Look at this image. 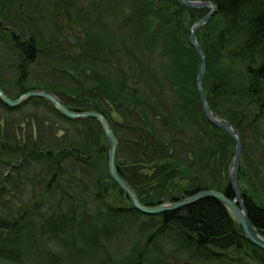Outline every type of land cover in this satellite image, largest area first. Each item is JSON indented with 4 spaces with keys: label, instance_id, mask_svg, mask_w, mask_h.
<instances>
[{
    "label": "trees",
    "instance_id": "16d2710c",
    "mask_svg": "<svg viewBox=\"0 0 264 264\" xmlns=\"http://www.w3.org/2000/svg\"><path fill=\"white\" fill-rule=\"evenodd\" d=\"M21 1L28 2L0 0V16L6 19L14 3L18 2L21 8ZM95 1L86 12V8L76 9L75 0H53L50 5L57 10L55 15L61 10L71 19L77 12L76 22L83 20L84 36L80 39L76 35L74 40L75 47L80 46L81 50L71 48L63 53L61 57L67 56L68 61L52 69L66 83L42 81L26 86L29 64L54 43V38L50 36L40 44L31 30V27L35 29L32 20L23 35L0 20V40L17 60L14 84L18 88L10 96L0 80L2 91L15 98L28 89L43 88L71 110L101 112L117 137V171L135 190L142 204L173 201L204 189L233 197L229 168L235 143L204 114L196 89L199 58L189 43L190 26L208 10L192 9L177 0ZM205 1L214 3L216 11L196 30L206 61L202 89L212 113L230 122L239 132L238 182L249 219L264 237V132L261 130L264 123V0ZM65 92L74 99L71 104L65 101ZM33 99L48 103L52 112L70 122L73 129L58 128L64 130L60 137L56 135L60 142L43 149L34 146L27 149L24 142L9 145L0 137L2 163L15 167L26 156H33L45 165L44 176L51 174L50 181L54 180L60 188V196L53 209L40 213L39 222L23 220L28 211H13L9 204L3 207L0 263L23 264L27 257H36L39 252L44 254L40 248L43 237L54 235L68 249L66 258L60 256L63 262L68 259L74 264L78 254L85 253L87 261H97L96 264H139L146 251V264H158L159 255L150 257L155 252L153 247L147 250L139 243L148 233L151 237L166 232L179 248L188 249V259L212 256L218 261L228 260L227 264H264V249L243 237L240 225L214 198L158 214L138 211L108 173V141L100 123L93 118L68 119L47 100ZM0 103L5 105L1 100ZM112 112L122 118L133 115L132 120L123 123L126 133L117 131ZM249 129H259L260 134L253 133V146L257 144L260 159L251 156L255 150L245 141ZM124 142L134 149L136 156L132 162L126 161L118 151ZM66 159L91 166L93 197L104 205L97 206L92 215L74 204L83 203L82 194L58 182L56 175ZM142 168L149 172L141 171ZM182 180L188 186L180 189ZM105 192L115 196L116 201L104 202ZM15 212L19 218L13 217ZM141 214L158 218L157 225L140 224L133 238L138 234L141 238L130 244L128 254L115 260L111 252L103 250L106 245L101 239L121 233L125 226L134 224L132 219L138 218L134 215ZM231 251L242 253L243 260ZM55 257L52 255L46 261V255L40 254L35 259L40 264H56ZM245 259L250 262L244 263Z\"/></svg>",
    "mask_w": 264,
    "mask_h": 264
},
{
    "label": "rangeland",
    "instance_id": "374dc122",
    "mask_svg": "<svg viewBox=\"0 0 264 264\" xmlns=\"http://www.w3.org/2000/svg\"><path fill=\"white\" fill-rule=\"evenodd\" d=\"M52 1L53 0H28V2L25 3L21 1V8H18V2H16L6 19L0 16V20L4 25L10 26L20 35H23V32H27L28 26H30L29 22L32 20V22L35 23V25H33L35 29L33 30V27H30L32 32L35 33L34 36L37 38L36 40L40 42V44H44L50 36L54 38V43H51V46L41 51L36 59L29 64L28 71L25 75L27 78L26 81H28L25 83L26 86L38 85L41 84L42 81L66 83L53 73L52 69L55 65L62 66L68 61L67 56L61 57L63 53H66L71 48L77 52L81 50L80 46L75 47L74 40L76 35L80 39L84 36L81 25L83 20H80L81 22H76L77 17L74 16V14L76 15L77 12L72 14L73 17L71 19L61 10L55 15L57 10L51 8L50 5L53 4ZM75 1L76 9L84 10L86 8L85 12L88 10L87 8L91 10L92 3H97L95 0ZM123 7L125 8V4ZM93 9L94 8H92V11ZM105 15L106 14H104L103 17H105ZM107 19L109 21L111 20L109 15H107ZM109 23L112 24L111 22ZM84 42L85 41H83V43ZM16 68L17 60L14 58L7 45L0 40V80L10 96H14L18 91V88L14 84V80L16 79ZM65 93V101L71 104L74 99H72L70 97L71 95L67 92ZM33 98H29L15 108H9L0 103V137L4 139V142L9 143V145L17 146V144H22V142H24L27 149H30L32 146L37 149H43L46 145L55 147L56 144H54V142H60L57 141V136L60 137L64 132V130H58V128L61 127L72 130V124L56 116L48 103ZM111 117L115 121L114 125L120 134H124L127 131L125 124H123L124 121L128 122L134 118L131 114L126 115V118H122L115 112L111 113ZM261 130L264 132V123L262 124ZM258 132L259 129H249V131L246 132L245 141L248 143L249 147L253 146V133ZM256 146L257 144L253 146L255 152H252L251 156L260 159L259 150L257 148L258 151H256ZM118 151L126 161L132 162L135 160L136 154H134V149L126 144V142L120 143ZM15 157L19 158L18 155H15ZM3 159V155L0 153V213L3 211V207L9 204L12 206L11 208L13 211H19L20 209L21 211H28L26 213L28 215L25 216L23 220L39 222L41 220L39 218L40 213L46 211L48 208H54L55 200L60 196V188L56 185L54 180L50 181V173L44 176L46 173L45 165L41 164L40 160H35L33 156H29L28 158L26 156L25 159L21 160L20 164L15 167H13L14 165L2 163ZM27 159L28 161H25ZM141 171L145 172L146 169L142 168ZM146 172L149 171L147 170ZM91 174V166L84 165L82 162H76L73 159H66L62 162L61 169L58 171V175H56L59 176V183L62 185H70L71 191L79 192L84 196L85 199L83 203L74 204H78L79 209H87L86 212L88 215L94 214L97 206H101V208L104 206L102 203L100 204L99 199L93 197V187L90 184L92 182ZM179 184L180 189L188 186L186 180L179 181ZM243 188H245V184H243ZM105 194L106 195L102 196L104 202L112 203L116 201L115 196L107 194L106 192ZM7 198L9 200H7ZM63 203V206L66 207L67 201L64 200ZM83 204H85V206H83ZM32 211L34 215L31 214ZM129 215L133 216V214ZM134 216L138 218L134 217V219H132L134 220L133 225L125 226L124 231L119 234L111 235V238L101 239V242L106 245L103 250H106V253L107 251L111 252L115 260L128 254L130 252V244L136 239L141 238L140 234L133 238L135 229L140 227V224L148 223L157 225L159 221L158 218H149L142 214ZM13 217L19 218L16 212L13 214ZM89 220L92 222L93 217L90 216ZM150 234L151 233H148L144 236L139 244L141 246L145 245L147 250L153 247L155 252H151L150 257L159 255L158 264H181L185 260H189L191 264H227L226 261L228 260L218 261L217 259H212V256H205V259L198 256H191L190 259H188V249L179 248V245L172 239L170 234L164 232L148 237ZM42 243L45 245L42 244L40 248L44 254L39 252L36 257H27L25 258L26 262L23 264H40L38 262L40 260L35 259L38 258L40 254L46 255L44 259L46 261H49L50 256L55 255L57 259L56 264H72L68 259L67 261L64 260V262L61 261L63 258L60 256L65 257L68 249L62 245L60 239L55 238L54 235H45L42 239ZM77 245L79 246L78 243ZM159 248H161V251H159ZM232 253L236 254L238 257L243 256L239 251ZM136 255H138L137 252L134 253V257H136ZM67 258L69 257L67 256ZM241 259L243 260V258ZM93 262L94 261H87L84 253L82 255L78 254L74 264H96L97 261ZM247 262L249 263L250 261L245 259L244 263ZM146 263H148V261L146 260V251H144L139 264ZM231 263H233V261H231Z\"/></svg>",
    "mask_w": 264,
    "mask_h": 264
},
{
    "label": "water",
    "instance_id": "95a60500",
    "mask_svg": "<svg viewBox=\"0 0 264 264\" xmlns=\"http://www.w3.org/2000/svg\"><path fill=\"white\" fill-rule=\"evenodd\" d=\"M179 3L192 8L202 9L206 8L208 11L201 18L196 20L189 29V43L196 51L199 58V71L196 77V89L202 104V108L207 120L217 126L218 128L227 132L234 140V153L229 168V184L232 188L233 197H229L220 191L213 189H204L197 191L191 195L185 196L181 199L173 201H165L156 205L142 204L135 190L131 185L119 174L116 168V153H117V137L111 128L108 119L97 110H85L75 111L66 107L53 93L43 88L28 89L15 98L7 96L0 88V100L8 107H17L24 101L31 97H37L47 100L54 108H56L64 117L68 119H81V118H93L96 119L107 138L108 141V160L107 167L108 173L111 179L122 189L129 197L130 202L134 208L144 214H157L166 211L176 210L188 205H191L204 198H214L222 203L227 209L233 219L240 225L243 231V237L254 244L257 247L264 249V237L259 234L251 223L248 212L244 203V199L240 190L238 182V170L241 161V139L237 129L227 120L215 116L206 99V96L202 89V82L206 70L205 53L201 48L197 36L196 30L205 24L215 13L216 7L211 1L205 0H177ZM182 264H191L188 261H184Z\"/></svg>",
    "mask_w": 264,
    "mask_h": 264
}]
</instances>
